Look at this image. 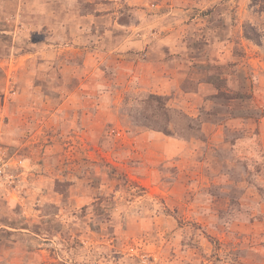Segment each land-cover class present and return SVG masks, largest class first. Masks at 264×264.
Wrapping results in <instances>:
<instances>
[{"label":"rangeland","instance_id":"374dc122","mask_svg":"<svg viewBox=\"0 0 264 264\" xmlns=\"http://www.w3.org/2000/svg\"><path fill=\"white\" fill-rule=\"evenodd\" d=\"M0 264H264L260 1L0 0Z\"/></svg>","mask_w":264,"mask_h":264},{"label":"trees","instance_id":"16d2710c","mask_svg":"<svg viewBox=\"0 0 264 264\" xmlns=\"http://www.w3.org/2000/svg\"><path fill=\"white\" fill-rule=\"evenodd\" d=\"M254 1H260V7L261 10L264 11V0H254ZM243 32L244 35L249 38L252 39L256 42H261L260 38H261V33L260 31H258V28L250 23H245L243 25ZM240 95V94H239ZM237 96V95H236ZM155 98L160 99V97H157L156 95H154Z\"/></svg>","mask_w":264,"mask_h":264}]
</instances>
